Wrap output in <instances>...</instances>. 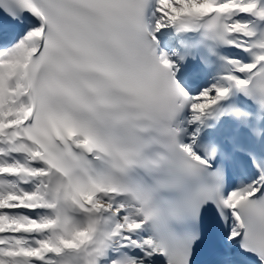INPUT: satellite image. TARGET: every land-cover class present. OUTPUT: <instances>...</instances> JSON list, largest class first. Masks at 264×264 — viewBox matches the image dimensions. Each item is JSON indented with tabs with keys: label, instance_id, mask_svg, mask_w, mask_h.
I'll return each mask as SVG.
<instances>
[{
	"label": "snow or ice",
	"instance_id": "1",
	"mask_svg": "<svg viewBox=\"0 0 264 264\" xmlns=\"http://www.w3.org/2000/svg\"><path fill=\"white\" fill-rule=\"evenodd\" d=\"M0 264H264V0H0Z\"/></svg>",
	"mask_w": 264,
	"mask_h": 264
}]
</instances>
